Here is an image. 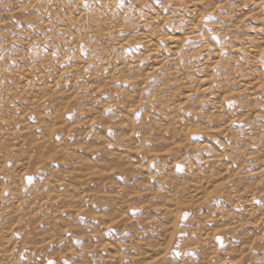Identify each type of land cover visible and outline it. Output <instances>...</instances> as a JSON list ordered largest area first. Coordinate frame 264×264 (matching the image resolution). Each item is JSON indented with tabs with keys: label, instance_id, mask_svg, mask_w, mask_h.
Segmentation results:
<instances>
[{
	"label": "rangeland",
	"instance_id": "obj_1",
	"mask_svg": "<svg viewBox=\"0 0 264 264\" xmlns=\"http://www.w3.org/2000/svg\"><path fill=\"white\" fill-rule=\"evenodd\" d=\"M0 264H264V0H0Z\"/></svg>",
	"mask_w": 264,
	"mask_h": 264
},
{
	"label": "bare ground",
	"instance_id": "obj_2",
	"mask_svg": "<svg viewBox=\"0 0 264 264\" xmlns=\"http://www.w3.org/2000/svg\"><path fill=\"white\" fill-rule=\"evenodd\" d=\"M182 46V41L180 39H175L172 41V45L169 47L173 52H177ZM251 55L253 57L259 56V52L253 49Z\"/></svg>",
	"mask_w": 264,
	"mask_h": 264
}]
</instances>
